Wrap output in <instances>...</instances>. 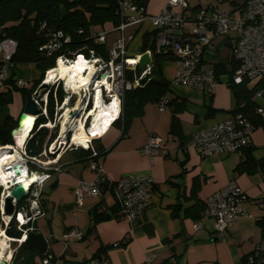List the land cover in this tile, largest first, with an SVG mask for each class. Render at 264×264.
<instances>
[{"label": "crops", "instance_id": "1", "mask_svg": "<svg viewBox=\"0 0 264 264\" xmlns=\"http://www.w3.org/2000/svg\"><path fill=\"white\" fill-rule=\"evenodd\" d=\"M165 2L166 0H149L145 13H159ZM225 2L226 0L220 1ZM230 2L231 0V5ZM234 2L236 4L228 9L239 7L244 1L240 4ZM188 5L193 9L218 8L216 3L202 6L199 2L190 0ZM111 27L110 23H105L92 29L99 32ZM144 34L146 46L148 45L145 50L152 49L153 31L151 24L145 21L133 31L132 38L134 40L138 37L136 40H139V44L133 48H130V42L127 44L128 57L136 58L145 51ZM114 35L115 32L107 34L108 42L115 38ZM222 45L226 51L221 50ZM229 54V44L225 38L218 37L213 40L212 51L205 55L204 61L207 64L219 63L230 70ZM222 55H225L226 61ZM150 58L152 61V57ZM160 68L169 84L166 98L184 100V108L175 116L177 127L170 131L169 108L159 111L157 103H147L142 116L131 120L123 136L118 127H108L99 139L103 148L109 151L94 159L110 180H116L125 174H151L154 189L149 205L134 222L119 214L115 192L111 188L104 189L100 197H87L81 205H76L72 193L74 185L79 179L92 180L94 171L87 165L84 149L60 151L57 155L60 170L50 171V177L38 187L40 195L37 204L40 214L23 225L28 226L27 232L40 231L47 239L46 254L51 258L47 264H82L90 258L106 259L107 264H139L147 255L152 256L156 264H242L243 257L264 238L258 223L264 222V170L260 164L257 163L252 172L238 171L236 166L246 158L247 150L200 158L192 147L195 132L226 119L234 108L235 96L227 84L230 80L229 73L219 72L215 89L205 94L195 88L171 83L174 64L170 57L166 56V60L160 63ZM16 69H19L16 72L19 74L18 79L23 82L39 77V71L32 63L20 64ZM2 88L1 84L0 90ZM12 99L16 100L17 105L9 114L16 120L24 102L20 106L22 97L17 92L12 93ZM150 135L162 138L163 144L154 155L143 156L138 150ZM247 147H250L249 154L255 161L264 159L263 126L254 131L251 144ZM229 180H234L245 192L247 200L243 205L247 215L237 218L222 232L215 229L214 220L209 217L203 218L202 226L194 229L196 221L185 215V209L194 206L195 202L203 203L208 195ZM260 200L261 206L258 204ZM29 205L31 209L35 208V203L25 200L19 211L28 210ZM173 205H178L175 214L172 212ZM93 212H102L105 217L94 223ZM20 218L22 219L21 215ZM1 220L0 229L5 233L6 223L10 218L3 216ZM23 226L16 227L22 234L27 229H22ZM72 228H77L82 233L80 239L63 237ZM5 236L9 243L17 242V246L13 247L8 243L11 254L4 260L5 264H23L13 259L23 240L18 242L6 233ZM114 243L117 245L113 246ZM33 250L34 258L31 260L26 257L27 263L24 264H43L44 256L39 255L34 248Z\"/></svg>", "mask_w": 264, "mask_h": 264}, {"label": "built area", "instance_id": "2", "mask_svg": "<svg viewBox=\"0 0 264 264\" xmlns=\"http://www.w3.org/2000/svg\"><path fill=\"white\" fill-rule=\"evenodd\" d=\"M120 8L124 15L123 19L109 30L97 32L94 38L95 42L105 44L107 59L87 58L81 55L86 63L81 73V79H84L89 71L91 74L88 83L79 87L78 94L71 93L63 86L61 79L55 78L54 82L51 81L48 88L42 90L38 98L34 99L39 107V114L46 118L49 89L53 87L54 91L58 86H61L64 92L62 101L59 104L55 101L56 112L54 115L56 119L53 121V127L45 126L50 120L38 125V127L45 126L56 130L54 138L44 147L42 153L38 156H28L25 150V142L22 145L15 142L14 145L0 146L1 152H7V155L16 153L12 163L5 165L8 174L12 171L11 178L8 177L4 183L0 182V220L4 215L2 198L7 196L9 190L16 184L25 183L24 180L18 179L19 175L23 174V170L26 172L27 178L29 175H36V180L25 185V193L22 198L30 201V203H35V208L31 209L29 205L28 210L19 211L16 209L13 214L5 216L9 217L10 220L14 219L16 227L20 228L40 214L37 204V198L40 195L38 187L50 177V171L60 170L57 165L58 153L71 148L90 150L91 153L87 156V165L94 171L92 180L79 179L74 185L72 193L76 205H81L87 197H100L104 189L111 188L115 192L116 203L119 207L118 212L121 216L130 222H134L142 215L150 203L154 189V179L151 174H125L116 180H110L103 174L100 165L94 160L97 153L92 141L101 138L105 134L104 132L103 135L91 138L86 145H82L70 142L72 134L70 130L64 132L62 139H59L58 131L59 120L63 113L62 107L68 108L79 99L81 104L78 108V116L81 117L83 112L93 104L97 91H99L100 100L104 105L116 101L117 113L115 112L116 115H114L115 118L111 124L120 116L124 92L138 85V79L150 71V67L146 66L138 76L133 74L132 80L125 76L126 70L134 72L139 58V56L136 58L127 56L126 41L132 36H126L125 29L140 25L145 21L151 23L153 31L152 49L145 50V52L150 57L157 54L172 59L174 72L171 76V83L195 88L205 94L211 93L218 81V74L214 68L216 62L207 64L204 60L205 55L212 51L213 40L218 37L225 38L229 44L228 60L235 65L230 74V83L234 85L245 83L247 85L249 81L255 82L252 87L254 89L252 97L259 98L260 102L254 105L253 114L261 124H256L244 114L235 112L206 129L198 130L193 135L192 147L200 158L241 152L251 144L254 131L260 126L264 127V0H244L241 6L228 10L210 7L193 9L188 5V0H166L163 9L157 14H146L143 8L136 7L129 0L120 2ZM110 32H115L117 36L108 46L107 34ZM61 37L60 32L52 33L49 39L38 47V50L48 53L57 50L62 40L65 42L69 40V37H64L62 40ZM15 50L16 41L14 39L7 37L0 40L1 82L7 76L11 66L10 58ZM78 56L80 55L74 59H66L60 56L55 60V64L58 59L63 60L65 64L71 63ZM131 60L134 62L130 63ZM47 72L48 70L45 71L44 76ZM43 81H45V77L41 80V82ZM81 83L78 82V84ZM16 85L24 86L25 83L21 79H17ZM53 94L55 97L54 92ZM166 102L165 97L157 102L159 111L167 108ZM39 114L33 115L35 119L30 133ZM90 120V117H86L84 120L86 130L90 125ZM16 136L13 135L14 141ZM162 144V138L150 135L138 151L141 155L150 157L160 150ZM14 166H17L18 175L14 171ZM246 200L245 192L234 180H229L224 186L205 198L201 217L193 224L194 229L200 228L203 218L209 217L214 220V227L217 231L226 230L237 218L247 215V210L243 205ZM12 203L16 204L14 198H12ZM258 204L261 206L262 201H258ZM20 215L22 220L19 219ZM28 229L23 231L21 237L17 239L18 242L25 238ZM63 237L80 239L82 233L77 228H72ZM116 245L117 243L113 244V246ZM49 259L50 256L45 257L42 263L47 264ZM260 262H264V238L255 244L252 251L245 257V264H259ZM82 264H107V260L90 258ZM139 264L156 263L152 256L147 255Z\"/></svg>", "mask_w": 264, "mask_h": 264}, {"label": "trees", "instance_id": "3", "mask_svg": "<svg viewBox=\"0 0 264 264\" xmlns=\"http://www.w3.org/2000/svg\"><path fill=\"white\" fill-rule=\"evenodd\" d=\"M122 1L124 0H0V40L10 37L16 41V50L10 58L11 66L5 80L2 82L3 88L0 90V146L13 145L10 132L15 127L16 121L6 111L7 105L12 101L13 91H19L24 102L25 98L31 95L40 84L45 71L55 67V60L60 56L66 59H74L77 55H83L87 58L107 59V48L105 44L95 42L94 38L97 31H94L92 27L102 26L105 23H110L112 26L117 25L124 17L120 8V2ZM129 1L144 10L149 2V0ZM230 3L231 5L236 4L234 0H231ZM56 32L62 34L61 40L64 37H69V40L66 42L62 40L60 47L50 53L39 51L38 47L44 44L52 33ZM147 46L144 34L143 50ZM164 60H166L165 56L154 54L149 73L138 79V85L124 92L121 114L111 124L121 130V136L127 132L134 117L142 116L144 106L147 103H157L161 98H166L169 84L160 68V63ZM19 63H32L39 71V77L31 80L29 87L16 85L17 79L15 78L14 66ZM214 68L217 74L225 71L230 75L235 65L231 63L230 70H226L223 65L215 63ZM140 71L137 67H135L134 72L126 70L125 76L127 79L132 80L133 74L138 76ZM227 84L232 88L236 101L230 114L240 112L260 125L259 119L253 114V108L256 104L252 97L254 89L248 88L245 83L234 85L230 83V80ZM63 97L64 92L61 86H58L54 91L53 87L49 89L46 103L47 117L45 118L42 114L37 116L35 126L25 141V150L28 156L40 155L44 147L54 138L55 132H50L47 127H38V125L53 119L55 101L59 104ZM166 99V106L171 111L170 131H172L177 127L175 116L184 108V100L182 98L178 100L176 97ZM92 143L97 153L94 159L105 155L109 151V149L103 148L100 139H94ZM249 149L250 147L243 149L247 150L246 158L236 166V170L252 172L255 171L257 163L264 170V161L262 162L264 159L258 160V162L255 161L249 154ZM84 152L85 157L91 153L90 150H84ZM25 200L22 199L18 202L15 208L22 207ZM171 207L172 212L175 214L178 205ZM203 208L204 203L195 202L194 206L185 209V215L187 214L191 219L197 221L201 217ZM104 217L105 215L102 212H93L92 219L95 223ZM258 223L264 233V222ZM27 227L23 226L22 229ZM5 233L16 239L20 238L22 234L21 230L16 228L13 219L7 224ZM34 256L33 248L22 242L13 255V259L24 264L27 263L26 257L32 260ZM41 256L45 258L47 254ZM245 257L246 255L243 257L242 264H245ZM259 264H264V262Z\"/></svg>", "mask_w": 264, "mask_h": 264}, {"label": "bare ground", "instance_id": "4", "mask_svg": "<svg viewBox=\"0 0 264 264\" xmlns=\"http://www.w3.org/2000/svg\"><path fill=\"white\" fill-rule=\"evenodd\" d=\"M129 62L133 63L134 61L131 60ZM85 65L86 63L83 60L82 56H78L75 61L67 64H65L63 60L58 59L55 64V68L53 69L51 68L50 70H48L45 77V82L47 83H50L51 81L54 82L55 78L61 79L62 81L65 82V86L71 93L78 94L77 92L79 87L81 85L85 86V84L88 83L89 75L91 74V72L89 71L88 75L84 79L83 78L81 79V73ZM78 82H82V83L78 84ZM78 100L79 99H77L75 102V107L77 108H79L81 104L79 103ZM115 106H116L115 100L109 105H107L106 103L104 105L100 100L99 91H97L95 93L93 104L89 109H86V111L87 110L89 111L87 113L86 111H84L81 117L80 116L74 117L71 118L69 121L67 120L66 122L64 121V118H66V112L68 109L64 108L65 106H63L62 107L63 113L59 120L60 121L59 131H58L59 139H62L64 132L66 130H70L72 133L70 142L72 144L77 143V144L86 145L91 138L101 136L103 132H105L107 128L111 125L112 120L115 118L114 115H116L117 113V108ZM85 113L86 115L84 116ZM86 117L91 118L90 125L88 126L87 130L84 126V120ZM34 119L35 118H27L22 123L20 131L15 139V142L17 144L19 145L24 144L27 136L31 131ZM45 126L53 127V124L50 121ZM15 156L16 153L13 155H7V152H1L0 149V182L1 183L6 182L8 177H10L12 171L8 174L5 170V165L8 163H12ZM18 179L24 180L25 182L24 185H27L28 182H33L34 180H36V175L35 174L29 175V177L27 178L26 172L23 170V174L19 175ZM19 219L22 220L20 217ZM0 233H2L0 234V263H3L4 260L10 256L11 250L8 247L9 239L6 238L5 233L3 232L2 229H0Z\"/></svg>", "mask_w": 264, "mask_h": 264}, {"label": "water", "instance_id": "5", "mask_svg": "<svg viewBox=\"0 0 264 264\" xmlns=\"http://www.w3.org/2000/svg\"><path fill=\"white\" fill-rule=\"evenodd\" d=\"M152 64L151 58L148 55L147 52H142L139 55L138 62H137V68L138 69H144V67L148 66L150 67ZM46 77L43 76V78ZM50 83H47L45 81L40 82V84L37 86V88L33 91V93L29 96H27L24 100L23 103V108L22 111L19 113L18 117L16 118V124L15 127L11 130L10 134L12 137L13 145L16 144L13 138V135H18L22 123L27 119V118H33V115L39 114V107L37 104L34 102V99H37L40 92L42 90H45L48 88ZM75 102L72 103L67 109L66 112V118H64V121L66 122L67 120L69 121L71 118L77 117L79 114V109L75 107ZM14 171L18 175V170L17 166H14ZM25 193V185L20 183L16 184L13 188L9 190V193L7 196L2 198V209L4 212V215H11L14 213L16 210V205L18 202H20L24 196ZM12 198L16 200V204L14 205L12 203ZM25 239V240H24ZM23 239L22 242L25 244L33 247L36 252L39 255H46L47 249H48V242L45 236L40 232L36 230H29L25 234V238ZM0 264H4L0 263Z\"/></svg>", "mask_w": 264, "mask_h": 264}, {"label": "rangeland", "instance_id": "6", "mask_svg": "<svg viewBox=\"0 0 264 264\" xmlns=\"http://www.w3.org/2000/svg\"><path fill=\"white\" fill-rule=\"evenodd\" d=\"M220 1L221 0H190V2H199L202 6H205V5H210L211 3L212 4H215L216 3V5H218V10H226V9H228L229 7H231V5L229 4V1L230 0H226V2L225 3H220ZM223 1V0H222ZM234 1H237V3H241V2H243L244 0H234ZM221 5H220V4ZM149 22V21H148ZM150 23V22H149ZM151 24V23H150ZM138 26L139 25H137V26H134V27H130V28H127V29H125V34H126V36H128V35H130V36H132L133 37V31L135 30V29H137L138 28ZM151 27H152V25H151ZM102 30V29H101ZM100 30V31H101ZM150 31V30H149ZM115 36H117V34L116 35H114V37ZM136 39H139L138 37H135V39L133 40V38H131V39H129V40H127L126 41V44H128L129 42H130V48H133L136 44H139V40H136ZM111 44V41H109L108 42V46ZM222 48H224V46L222 45L221 46V50H225L226 51V48H224V49H222ZM131 50V49H130ZM223 56V55H222ZM224 57V59H225V61H226V58H225V55L223 56ZM20 64H26V63H19V64H15V66H14V71L15 72H17V71H19V69H16V67L18 66V65H20ZM15 78L16 79H18L19 78V74L18 73H16L15 74ZM24 83H25V87H29L30 85H31V81H24ZM254 81H249L248 83H247V87L248 88H252L253 87V85H254ZM2 84V82L0 81V85ZM63 86L66 88V86H65V82L63 81ZM13 92H17L19 95H20V93H19V91H13ZM253 100L256 102V103H258V102H260V100H259V98H257V97H254L253 98ZM20 106H21V104H22V100H20ZM17 105V102H16V100L15 99H12V101L7 105V107H6V111L8 112V113H10V111L15 107ZM23 107V106H22ZM55 112H56V108H55ZM55 119H56V116L54 115V117H53V119L51 120V122H52V124H53V121H55ZM48 130L50 131V132H55V134H56V130L54 129V128H48ZM65 138H67V137H65ZM0 222H1V220H0ZM9 246H11V247H13V246H17V242H14V243H12V242H10L9 243Z\"/></svg>", "mask_w": 264, "mask_h": 264}, {"label": "snow or ice", "instance_id": "7", "mask_svg": "<svg viewBox=\"0 0 264 264\" xmlns=\"http://www.w3.org/2000/svg\"><path fill=\"white\" fill-rule=\"evenodd\" d=\"M33 179H35V178H33ZM0 234H2V233H0Z\"/></svg>", "mask_w": 264, "mask_h": 264}]
</instances>
